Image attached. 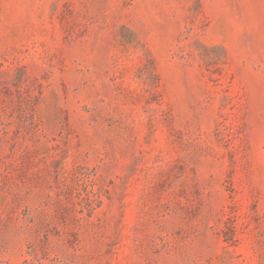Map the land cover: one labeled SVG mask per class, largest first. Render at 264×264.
<instances>
[{
	"label": "rangeland",
	"instance_id": "1",
	"mask_svg": "<svg viewBox=\"0 0 264 264\" xmlns=\"http://www.w3.org/2000/svg\"><path fill=\"white\" fill-rule=\"evenodd\" d=\"M0 264H264V0H0Z\"/></svg>",
	"mask_w": 264,
	"mask_h": 264
}]
</instances>
